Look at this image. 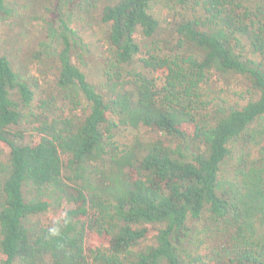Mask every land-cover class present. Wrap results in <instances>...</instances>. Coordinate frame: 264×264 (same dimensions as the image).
<instances>
[{
    "label": "trees",
    "instance_id": "obj_1",
    "mask_svg": "<svg viewBox=\"0 0 264 264\" xmlns=\"http://www.w3.org/2000/svg\"><path fill=\"white\" fill-rule=\"evenodd\" d=\"M85 1L24 8L50 15V100L0 42V264H264V0H93L98 82Z\"/></svg>",
    "mask_w": 264,
    "mask_h": 264
},
{
    "label": "rangeland",
    "instance_id": "obj_2",
    "mask_svg": "<svg viewBox=\"0 0 264 264\" xmlns=\"http://www.w3.org/2000/svg\"><path fill=\"white\" fill-rule=\"evenodd\" d=\"M10 2V7L15 8L14 17L10 20H6L2 24H0V42L4 40L6 34H11L12 38L17 42L9 43L8 49H11L12 54L14 55V61L16 64L21 65L25 68V73L30 77L31 82L33 83L35 80L38 82L41 91L43 92L44 98L50 100V98L54 95H57L58 90L56 86V76L57 71L55 69V64L52 63V58L54 54L50 47H46L47 43L51 42V38H48L49 28L48 26L50 15L47 14H39L36 17L32 18V14L26 11L24 8L26 7L28 1L32 0H8ZM93 0H87L83 3L88 14L93 18V23L90 28H80L79 34L82 36L84 43L82 45V49L78 50L77 54L82 58V63L84 64V71L89 77V80L92 82H98V79L101 78L102 69L105 68V58L104 52L107 50L108 45L104 38V30H100L96 24V18H98V9L99 4L94 3L90 4ZM79 0H74L69 2L68 0H64L63 3V13H70L71 17H74L76 3ZM23 9V10H22ZM26 11V12H25ZM28 17V18H26ZM31 20V29H25L27 35L24 34L23 27L20 25H24L23 21ZM79 27V26H78ZM12 29V32H8ZM55 29L58 31V25H55ZM23 40H20V39ZM166 39V35L162 36V39ZM42 41H45L46 44H40ZM11 42V41H9ZM166 43L164 41L159 43L160 49L164 51H168L166 49ZM1 45V49H3V44ZM152 45L149 44L148 48ZM170 54V53H169ZM236 89H241L240 87H236ZM31 128V125L28 124L27 120L19 126L16 127L17 130H25ZM145 128H142L141 132H146ZM153 135V134H151ZM134 135L129 131L121 130L117 136L116 140L120 143H129L133 142ZM42 218V217H41ZM33 220H37L38 218H32ZM209 227H212L208 223ZM204 228L195 229L196 237L198 239L203 238V234L200 233Z\"/></svg>",
    "mask_w": 264,
    "mask_h": 264
},
{
    "label": "clouds",
    "instance_id": "obj_3",
    "mask_svg": "<svg viewBox=\"0 0 264 264\" xmlns=\"http://www.w3.org/2000/svg\"><path fill=\"white\" fill-rule=\"evenodd\" d=\"M58 231H59L58 228H52L51 229V234L52 235H57L58 234Z\"/></svg>",
    "mask_w": 264,
    "mask_h": 264
}]
</instances>
